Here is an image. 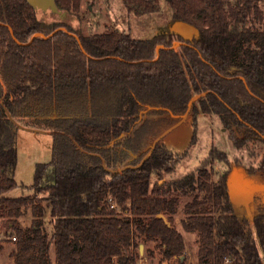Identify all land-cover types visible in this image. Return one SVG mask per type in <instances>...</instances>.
I'll return each mask as SVG.
<instances>
[{"label": "trees", "instance_id": "16d2710c", "mask_svg": "<svg viewBox=\"0 0 264 264\" xmlns=\"http://www.w3.org/2000/svg\"><path fill=\"white\" fill-rule=\"evenodd\" d=\"M80 1L56 0L78 19ZM261 2L170 0L173 21L200 30L185 41L169 32L85 36L65 21H41L50 11L27 0H0V234L16 238L14 264H137L134 249L150 241L162 261L187 264L186 240L174 225L182 197L192 198L181 223L199 236V264H264V207L254 232L235 213L228 172L216 179L204 164L160 185L153 177L179 160L163 140L144 158L148 142L200 94L194 121L199 113L218 116L238 150L264 144V29L250 24ZM123 3L137 16L160 11L159 0ZM20 128L50 132L52 160L36 166L33 196L11 198ZM226 158L213 147L205 163ZM249 174L264 176V153ZM29 207L32 224L20 228Z\"/></svg>", "mask_w": 264, "mask_h": 264}, {"label": "rangeland", "instance_id": "374dc122", "mask_svg": "<svg viewBox=\"0 0 264 264\" xmlns=\"http://www.w3.org/2000/svg\"><path fill=\"white\" fill-rule=\"evenodd\" d=\"M230 2L235 5V0H230ZM159 3L160 11L158 13L137 16L128 12L123 0H81L80 19L76 16L61 19L53 16L51 12L40 13L39 19L48 24L65 21L73 30L81 29L85 36L116 30L131 34L136 39H147L160 33H168L169 26L173 22L170 1L159 0ZM259 10L261 15L253 13L250 17V24L253 28L262 30L264 29V2L259 4ZM44 36L41 33L38 37L45 38ZM179 45L180 43L175 40L174 47L178 48ZM148 118L154 117L150 116ZM154 140L151 139L148 142L144 151L151 148ZM163 142L175 158L179 160V163L171 172L163 173L161 177L154 176L153 183L158 182L163 185L166 182L180 179L204 164L207 165L209 171L216 174V179L228 172L235 213L240 218L248 220L250 227L255 232L253 218L264 207V176L251 175L249 169L258 166L264 153L263 143L254 142L247 148L238 150L230 140L228 132L224 130L219 117L203 113L197 115L196 121H194L192 115H189L185 121L163 138ZM52 145L53 138L48 131L19 129L17 136L18 157L15 171V180L18 186L6 193L8 197L18 198L34 195L33 184L36 166L51 162ZM213 147L227 154L225 161H217L212 164L205 163ZM191 199V197L181 198L179 211L174 216V225L186 240L185 255L187 264H199V236L197 233L186 232L181 223L186 217L184 206ZM32 220L31 208H26L23 216L19 219V227H30ZM49 220L50 216L47 215L46 228L51 232L52 226ZM0 239V264H14V253L17 252L16 241L12 240V234H4V232L0 234ZM140 245L144 246L142 253L140 252V246L138 250L134 249L135 254L139 253L137 264H178L177 258L162 261V253L156 241L147 242V245L141 242ZM51 254L52 259L55 260L53 249Z\"/></svg>", "mask_w": 264, "mask_h": 264}, {"label": "water", "instance_id": "95a60500", "mask_svg": "<svg viewBox=\"0 0 264 264\" xmlns=\"http://www.w3.org/2000/svg\"><path fill=\"white\" fill-rule=\"evenodd\" d=\"M34 8L36 9H40L43 12H47L50 11L51 13L60 16V18H67L68 14L65 11H62L58 5L56 0H27ZM170 1V0H168ZM12 32V30H11ZM13 33V32H12ZM169 33H173L176 35H180L185 41H192L195 38H198L200 35V30L198 27H196L193 24H190L186 21H182V20H174L171 25L169 26ZM39 34H36L34 36L38 37ZM45 37V36H44ZM81 48L83 49V47L81 46ZM162 47H159L157 50L159 51V49ZM84 51V49H83ZM204 94H200V95H195L194 97H192V99L189 102L188 105V110L187 112L180 117L179 121L174 124L172 127H170L169 129H167L166 131H164L159 137H157L152 146L151 149L149 151V154L152 153V151L155 149L156 145L163 140V138L170 132L172 131L174 128H176L178 125H180L183 121H185L187 119V117L190 115V112L193 108V105L196 101H198V99L200 97H202ZM148 156V155H147ZM233 180V179H232ZM231 184H230V188H231ZM159 218L163 219L165 221V223L170 226V222L168 221V219L166 218V216L164 214H159L158 215ZM144 249L143 245H140V252L142 253Z\"/></svg>", "mask_w": 264, "mask_h": 264}, {"label": "built area", "instance_id": "2783aa9c", "mask_svg": "<svg viewBox=\"0 0 264 264\" xmlns=\"http://www.w3.org/2000/svg\"><path fill=\"white\" fill-rule=\"evenodd\" d=\"M0 240H1V239H0ZM12 240H14V241H15V240H16V238H15V237H13V238H12Z\"/></svg>", "mask_w": 264, "mask_h": 264}]
</instances>
